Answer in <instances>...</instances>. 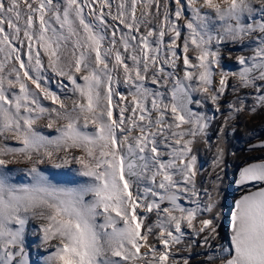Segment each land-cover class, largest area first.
I'll return each mask as SVG.
<instances>
[{"label": "snow or ice", "instance_id": "1", "mask_svg": "<svg viewBox=\"0 0 264 264\" xmlns=\"http://www.w3.org/2000/svg\"><path fill=\"white\" fill-rule=\"evenodd\" d=\"M260 112L264 0H0V264H264V140L221 202Z\"/></svg>", "mask_w": 264, "mask_h": 264}, {"label": "rangeland", "instance_id": "2", "mask_svg": "<svg viewBox=\"0 0 264 264\" xmlns=\"http://www.w3.org/2000/svg\"><path fill=\"white\" fill-rule=\"evenodd\" d=\"M239 54H241L239 50H234L233 51V59L230 60L227 58L228 57L227 52L224 53V56H225L224 65H225L226 70L234 69L236 67L234 57L236 55H239ZM52 87L54 90H56L55 83H53ZM227 99H232L231 95H229L227 97ZM249 103H251V100H249ZM213 111L214 110L211 109V106H209V113L208 114L212 115ZM241 119L245 120V122H249V121H251V119L258 122V121L264 119V112H260L256 115L251 116V117L247 116L246 114L241 115L239 121L235 125V132H233L231 130V128L228 130V135L226 136V142H227L226 150H227L228 154L225 157L227 166L225 168V178H224V183L222 185V192H221V196H222L221 202L224 206L223 210L225 213L229 212L230 208L232 207L234 200L236 198H238V196L240 195V193L237 190V187L234 183V180L238 174L239 168L243 167L245 162H248V158L250 156H259L260 155V153H258V152L257 153L251 152L249 150V145L250 144H257L261 140H264V128H263L264 125H262V127H261L262 130L259 131L258 136L257 137L254 136V138H252V137H249V135L245 136V133L243 130L246 129V126H244V124L241 122ZM222 120H223V117L220 116L219 114H216V119L213 121V124H212L213 132H210L212 139H213V136H215L214 131L219 128L220 124L222 123ZM43 130L47 134L48 130L47 129H43ZM232 144H235V145L232 146ZM238 145H240V146L238 147ZM232 153H235V155H232ZM203 157H205V156H202L200 154L199 162L202 163L201 165H203L204 167H207L209 162H210L209 158H211V156H209L207 160ZM41 167L50 176H55L59 182H65L67 180L79 179L78 177H75L74 174L71 173L68 169H54L50 165H42ZM230 196H234V198L229 200ZM224 228L226 229L224 231L225 232L224 235L225 234L227 235V226L225 225ZM27 235H28V239L30 240V242L34 241V236H37L36 238H38V235L34 234L33 229L31 227L29 228ZM36 238H35V240L38 241V243H36V244L34 243L35 244L34 248H32L30 246L29 250L31 253H33V255L36 258V262H37L41 259V253L43 252V249H39L37 247V245L39 244L40 241ZM197 251H199V249H197ZM199 259H201V258L196 257L193 260V264H197V261Z\"/></svg>", "mask_w": 264, "mask_h": 264}, {"label": "bare ground", "instance_id": "3", "mask_svg": "<svg viewBox=\"0 0 264 264\" xmlns=\"http://www.w3.org/2000/svg\"><path fill=\"white\" fill-rule=\"evenodd\" d=\"M245 119V118H244ZM241 122L244 124V126H246V129L245 130H243L244 131V133H245V136H247V135H249V137H252V138H254V136H258V133H259V131L260 130H262L261 129V127H262V125H264V119H262V120H260V121H254L253 119H251V121H249V122H245V120H243V119H241ZM242 124V125H243ZM263 128H264V126H263ZM213 141H215V136H213ZM226 144H227V142H226ZM235 144H232V146H234ZM226 146V145H225ZM240 145H238V147H239ZM201 155L202 156H205V157H203V158H205L206 160L208 159V157L209 156H211V154L210 153H205V152H203V151H201ZM233 158V157H232ZM199 160H200V156H199ZM211 160V158H209V161ZM202 162V161H201ZM208 162V161H207ZM200 163V162H199ZM200 164H202V163H200ZM205 165V164H204ZM232 198H234V196H230L229 197V200H231ZM228 203V202H227ZM226 229L225 228H223V230H222V234L224 235V231H225ZM226 235V234H225ZM37 236H34V241H31L30 242V240L28 239V235H27V238H26V246H27V250L29 251V254H31L30 255V259H31V261H33V264H36V258H35V256L33 255V253H31L30 252V250H29V248H30V246L32 247V248H34V245L36 244V243H38V241H36L35 240V238H36ZM36 239H38L39 240V238H36ZM35 243V244H34ZM34 250V249H33ZM199 258H201L202 259V257H199Z\"/></svg>", "mask_w": 264, "mask_h": 264}]
</instances>
